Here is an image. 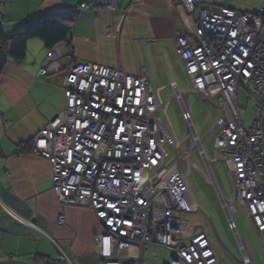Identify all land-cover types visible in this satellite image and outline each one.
<instances>
[{
    "label": "built area",
    "instance_id": "1",
    "mask_svg": "<svg viewBox=\"0 0 264 264\" xmlns=\"http://www.w3.org/2000/svg\"><path fill=\"white\" fill-rule=\"evenodd\" d=\"M117 1L133 2L87 0L78 8L114 11ZM174 2L180 23L177 55L188 87L179 91L177 83H171L169 88L181 107L184 140L165 130L167 104L145 70L129 75L81 62L73 63L63 80L64 110L33 138V154L50 164L59 204L91 210L101 227L93 237L96 251L90 264H156L145 259L149 249L154 259L167 253L165 264H217L203 228L183 222L187 215L202 210L189 182L194 170L219 194L228 229L237 237L230 217L236 210L221 195L212 162L222 166L233 181L235 201L255 229L264 255V41L259 39L264 10L242 13L202 0ZM61 69L53 49L39 76ZM240 91L256 112L247 130L239 115ZM192 93L211 106L216 104L218 110L228 107L231 115L225 112V119L203 140L191 122L188 97ZM208 138H212L211 160L202 149ZM167 143L174 151L170 165ZM195 151L207 174L191 160ZM66 222V216L59 215V225ZM237 241L241 263L249 264L252 258L246 244L238 237ZM61 253L59 264H71Z\"/></svg>",
    "mask_w": 264,
    "mask_h": 264
},
{
    "label": "crops",
    "instance_id": "2",
    "mask_svg": "<svg viewBox=\"0 0 264 264\" xmlns=\"http://www.w3.org/2000/svg\"><path fill=\"white\" fill-rule=\"evenodd\" d=\"M85 1L11 0V27L2 25L11 35L29 18L78 13L69 41L54 48L60 72L39 76L50 50L34 39L27 43L25 59L9 61L0 76V264H59L61 251L71 264H90L95 254L93 237L101 227L93 212L62 207L53 193L49 162L32 152L34 135L65 108L68 68L81 62L129 75L145 70L161 93L176 83L169 77L173 56L180 60L174 0L117 1L114 11H80ZM61 214L67 220L63 226Z\"/></svg>",
    "mask_w": 264,
    "mask_h": 264
},
{
    "label": "rangeland",
    "instance_id": "3",
    "mask_svg": "<svg viewBox=\"0 0 264 264\" xmlns=\"http://www.w3.org/2000/svg\"><path fill=\"white\" fill-rule=\"evenodd\" d=\"M209 3L242 13H256L260 9L264 10V0H209ZM0 22H2L3 26L11 27V0H0ZM12 25L16 24L13 23ZM259 39L264 41V28L260 33ZM169 77L177 83L179 91H186L188 80L183 64L179 59L177 61L174 56L171 60ZM172 96H174V92L168 86L161 93L163 104H167V120H164L163 126L170 135L182 141L186 137V126L182 119L180 104L177 100L172 99ZM237 99L242 126L244 130H247L255 120L256 112L253 105L247 102L242 91L239 92ZM188 103L191 111V122L199 140H203L219 121L225 119V112L230 115L228 107H225L224 110H218L216 104L212 103L211 106L201 96L194 93L189 95ZM156 116L160 118L161 114L158 113ZM191 146L194 147L193 141ZM165 149L168 154L167 162L170 165L174 160L172 145L167 143ZM202 149L206 159L211 160L212 138H208L203 142ZM191 160L201 172L207 174L205 163L198 151L193 152ZM210 167L221 195L228 202L233 203L235 207L236 211L231 212L230 217L235 225L238 239L246 244L251 254L252 261L249 264H264L260 239L251 222L244 216L242 207L235 201L233 181L217 162H212ZM189 182L194 198L203 211L199 209L197 213L187 215L183 218V222L192 228H203L216 256L217 264H241L242 255L239 250L237 237L228 229V217L222 207L219 194L213 191L204 178L194 170L189 176ZM168 257L167 253H163L161 258L154 259L150 254H146L145 259L156 264H165Z\"/></svg>",
    "mask_w": 264,
    "mask_h": 264
},
{
    "label": "trees",
    "instance_id": "4",
    "mask_svg": "<svg viewBox=\"0 0 264 264\" xmlns=\"http://www.w3.org/2000/svg\"><path fill=\"white\" fill-rule=\"evenodd\" d=\"M77 15V11L42 14L22 21L20 30L11 35L4 33L0 22V76L9 61L18 64L25 59L30 40H40L47 50L68 42Z\"/></svg>",
    "mask_w": 264,
    "mask_h": 264
}]
</instances>
